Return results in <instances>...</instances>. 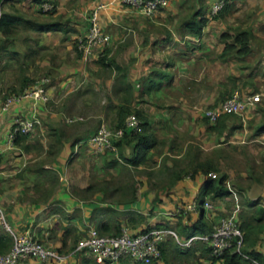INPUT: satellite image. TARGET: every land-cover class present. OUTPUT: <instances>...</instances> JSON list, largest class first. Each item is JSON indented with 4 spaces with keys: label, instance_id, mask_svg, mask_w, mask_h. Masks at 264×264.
I'll use <instances>...</instances> for the list:
<instances>
[{
    "label": "crops",
    "instance_id": "1",
    "mask_svg": "<svg viewBox=\"0 0 264 264\" xmlns=\"http://www.w3.org/2000/svg\"><path fill=\"white\" fill-rule=\"evenodd\" d=\"M184 1L187 0H172L169 10L161 12L154 20H150L132 11L122 0H42L56 6L57 11L52 15L51 20L57 21L59 18L63 28H66V31H58L57 34L68 33L69 35L61 44V40L54 38L56 32L37 34L38 48L42 46L55 49L61 45L65 49L66 46L68 50L71 49L74 40L76 44L78 37L86 35L89 18L95 11H98L100 26L111 37V45L101 48L102 55L96 52L87 60L78 52L75 45V53L78 54L76 66L60 62L55 64L49 59L45 62L52 76V78L48 76L51 80V85L47 88L50 99L53 100L58 92L71 87L78 91L80 84L83 83L89 86L95 83L103 84L110 93L111 103L108 109L113 110L114 121L117 120L118 108L126 105L130 106L134 112H139L142 123L148 124L146 128L142 124L141 131L135 133L140 134L145 130L148 136L156 141L155 147L148 152L146 162L152 159H155V162L161 161L155 154L158 149H161L163 154L174 157V161L165 163V166L170 167L169 171H160L154 178V173H148L147 177H137L136 185L131 180L128 184L124 183L110 190L105 187L107 195L119 194V201L115 205L104 201L105 195H101L103 192L100 196L96 195L97 201L78 199L69 193L67 185L63 183L62 174L59 173V176L54 170L63 165L62 158H67L68 150L73 143L76 144L73 153H76L75 151H78L84 143L86 144L98 128H79L76 132H68L69 130L61 128L66 131V140H68L64 152L57 161H54L52 169L44 166L59 177L61 184L57 189H52L46 180L49 177L47 172H39L35 169L25 172L7 170L16 162L23 165L26 162L25 159H31L32 156L30 150L24 151L18 145L8 149L7 141L16 116L31 118L36 107L41 121L39 127L42 125L41 129L45 131L51 127V124L46 121L50 119L54 122L58 118L60 120L63 112L51 113L47 104L36 103L32 99L14 102L10 110L2 114L0 120V147L4 149L0 153V211L3 215V219H0V237L11 238V249L14 246L15 237L30 230L37 239L51 247L55 246L54 248L59 252L69 256L65 264H98L88 253L77 249L79 241L91 228L97 229L103 235H118L124 229H127L131 235H137L149 229H163L171 230L177 236H170L162 243L164 257L149 263L134 262V264H173L174 257H178L179 253L184 255L181 260L187 263L211 264V254L204 252L209 247L200 240L194 241L189 246L187 241L190 238L211 234L215 228L214 223L221 218H233L238 221L244 235L242 225L245 222H256L255 217L258 216L256 210L264 206L256 205V200H248V198L242 201L244 207L240 205L239 192L232 189L229 184V179L233 175L228 170L223 171V158L218 152L220 153V147L228 142V139L241 137L245 130H243L244 125H247L255 131L251 147L256 148L253 151L255 155H260L261 160L257 158V162H264V29L262 31L259 29L264 24V0L260 1L261 17L258 16L262 20L261 23L250 22L249 25L237 26L233 29L225 28L222 20L229 16L238 0L230 1V9L223 16L218 15L214 19H210V8L216 0H196L201 7L188 14L178 10V5L184 4ZM3 2L4 0L2 4ZM24 2L29 3L30 6L23 7L24 4L21 3ZM39 4L36 0H8L2 7L6 13L20 12L32 16L38 15ZM202 4L207 5L203 12ZM10 5L13 8H10ZM102 5L104 7L100 9ZM196 12H201L202 17L208 19L207 25L199 36L191 34L182 26ZM146 21L152 24L153 30H150ZM154 26L160 27L155 29ZM246 28L252 34L250 53L240 56L238 54L240 45L235 44L233 50L223 57L227 42L234 43V38L225 40L223 35L234 36L237 30ZM257 30L261 33H257ZM130 31L134 34L133 50L129 52L130 58H127L125 53L129 42H126V37ZM115 39H121L123 42L124 53L116 62L124 69L123 73L127 76L124 80H121L123 73L111 67H103L99 63L107 48L110 54L113 53L110 48ZM65 58L66 56L61 57V59ZM96 59H98V66L94 70H88L87 62ZM42 60L38 63L40 64ZM32 61L28 63L27 72L34 68ZM26 75L31 77L29 74ZM129 85H131L130 95L126 91ZM235 89H240L244 94H260L262 101L256 108L248 109L240 116H224L228 118L223 123H219L221 119L215 125L210 124L204 115L205 111L220 106ZM88 90L91 91L89 88ZM74 91L69 90V92ZM12 94H18V92L9 91L8 97ZM6 97L7 94L0 87V112ZM127 97L129 101H126ZM79 98L77 92L70 100L72 102L70 108L66 107L67 110L65 108L64 110L69 114L80 112L90 114L87 110L91 105L88 98L83 97L85 100H81L78 104ZM73 103L74 106L78 104L76 111H73ZM236 118L241 120L239 124L234 122ZM67 128H69L68 125ZM187 130H192L199 142L194 145L190 141L192 150L188 152L186 156L188 160L185 161L186 158L183 159V157L188 148L177 140V135ZM128 132L133 134L129 130ZM175 132L178 134L174 135ZM31 143L33 142L29 137L27 145L30 146ZM203 149L212 150L217 156L214 154L213 158H206ZM125 152L129 153L127 157L132 158L133 146H126ZM171 152L176 155H171ZM183 161L186 165L175 167L177 165L174 163ZM200 165H208L213 169H210L208 174L203 170L194 173ZM210 173L217 174V178L226 176L224 187L229 191L228 196L217 200H213L211 196L202 199L200 194L206 181L211 178ZM159 178L164 182L158 183L156 179ZM206 201L212 203V210L204 208ZM194 203L197 205V211L178 213L179 209L182 210ZM121 211H127L128 216L119 217L117 212ZM263 241L264 231L259 234L254 248L264 254ZM129 260L123 259L120 264H131ZM20 264L59 263L42 262L30 258L21 261Z\"/></svg>",
    "mask_w": 264,
    "mask_h": 264
},
{
    "label": "rangeland",
    "instance_id": "2",
    "mask_svg": "<svg viewBox=\"0 0 264 264\" xmlns=\"http://www.w3.org/2000/svg\"><path fill=\"white\" fill-rule=\"evenodd\" d=\"M238 1L239 2L233 7V10L228 14L229 16H227L226 19L222 20L225 28L228 29L229 27L230 29L231 28L233 29V27L246 26L247 24L249 25L250 22L252 24H254L255 21H256L255 24H257L258 22L260 23L262 22V20H260L261 0H242V1L238 0ZM184 2H185L184 4L180 3V5H178V10H181V12L184 13L186 12V14L193 12L194 10H197L199 7H201L200 3L196 2V0H187ZM21 4H24L23 7L30 6V4L27 2ZM194 5L195 7H193ZM205 5L202 4L203 7L202 12L205 10L204 8ZM10 8H13V6L10 5ZM167 10H169V8ZM1 12H5V9L3 7H1ZM26 16L32 17L30 14H27ZM258 16L260 17L258 18ZM51 17L52 15H47V17H40L39 20L50 21L51 19H53ZM142 20L145 19L142 18ZM57 21L60 22V19L58 18ZM146 23L147 26L150 27V30H153V27H151L152 24L148 23L147 21ZM158 27L160 26H154L155 29ZM259 29H261L262 31L264 29V24L262 28ZM240 30H248V28L239 29L237 30V32ZM261 31L257 30V33L260 34ZM128 33L129 35L126 37L127 38L126 42H129V44L127 45L128 47L126 49L125 54L127 58H130L129 52L130 51L132 52L133 50L132 38L134 34L133 31H130ZM15 34L17 37H21V38L28 37L29 39L28 41L17 42L16 48L19 52L18 57L10 60L9 56L5 55V58L2 59L3 61H0V87L3 90V92L7 94V97H8V92L11 91L13 86H15V88L17 89L20 88L23 77L26 74H29L31 77H33L35 81L45 77L52 78L51 74L47 69V66L45 65V62H47L48 59L52 60V62H54L55 64L59 62L61 64L67 63L71 66H76V64H78V59H77L78 54L75 53V45L77 44L74 43L75 40L72 43L73 47L69 50L67 49V46L65 49V47H62L61 45H59L55 49H50L48 47L44 48L42 46L41 47L39 46L38 48L36 46V42H34V39L37 38V34L34 33L33 31L24 28H19V30ZM55 34L56 35L54 38L56 40H61V44L65 42L64 38L69 35L68 33L57 34V32ZM122 44L123 42H121V39L120 40L115 39L114 43L112 44V47L110 48L113 51V53L111 52L112 54H110L109 58L118 60V57L119 58L122 57L124 53V48L122 47ZM31 48L35 50V53H32V56L26 58V55L31 53L32 50ZM102 50L103 49H99L97 51L99 55L103 54ZM63 56H66L67 59L66 58L61 59V57ZM31 60H33L32 62L34 63L33 65L34 68L31 69L29 72H27L28 63H30ZM39 60H42L40 64L38 63ZM97 60L98 59L92 62H87L86 65L87 69L94 70V68L98 66ZM88 88L91 91H89ZM71 89L75 91L69 92V90ZM77 92H78V97H80L77 100L78 104L81 102V100H85V98L83 97L88 98L89 102L91 103L90 107L87 109L89 110L90 114L82 113V112H80L79 114L78 113L69 114L66 112L67 110L66 107L70 108V104L72 105V102L70 100L73 96H75V94H77ZM9 94H11V92ZM109 95L110 93L107 90L106 86H104L103 84H96V83L93 86L86 85L85 83L80 84L78 91L76 88L71 87L69 89H65L61 92H58V94H56L53 100L49 99L50 101L47 103L48 105L47 107L48 109H50L51 113L56 114L57 112L58 113L63 112V116L61 117L60 120L58 118V120L54 122L48 119L46 122L47 123L49 122V124H51V128L49 129L47 128L46 130L44 129L45 131H42L41 129L42 125L40 127L38 126L37 127L38 129L32 135H30L31 140L33 142L30 144V152L32 153L31 159H25L26 162L23 165H20L19 162H16L13 166L7 168V170L25 172L37 168V165L39 166L42 165L43 167L47 166L48 168L52 169L54 166L53 158L55 156H49V155L47 156V152L50 144L52 143L56 144L53 137L54 129H55L52 128L53 126H56L57 128L59 127L58 129L60 130L61 128H64L66 130H69L68 132H76L78 131L77 129L79 128L80 129H91V127L99 128L104 124L109 128H111L112 130H114L116 125V119L114 121L113 110L108 109L109 104L111 103ZM78 104L76 103V105L74 106L73 103V111L77 110L76 108ZM64 108L66 110H64ZM101 115H103L104 117L103 118L99 117ZM68 118L70 119L82 118V121L75 122L73 125H70L67 123ZM234 122L239 124L241 120L236 118ZM67 125L69 128H67ZM243 130L244 132L242 133L241 137L228 139L227 140L228 142L224 143L222 147H220L221 150L220 153L218 152V154L223 158L222 161L224 163L223 171L228 170L233 175L229 179V184L232 189L237 190L239 192L240 205L244 207L245 205L242 204V201L248 198V200H256V205L264 206V162L263 161L257 162V158L260 159V155L259 156L258 154L255 155L253 151H255L256 148L251 147L252 146L251 141L254 140L255 135L253 134L255 133V131L253 130L252 127H249L247 125H244ZM193 133L194 132L192 130H187V131H182L181 134H178V132L177 133L175 132L174 134V135L178 134L177 140L180 141L181 144H185L188 148V150L185 152V157H183V159L186 158V156L190 153L189 151L192 150L191 147L192 145L190 144V141H192L194 145L197 144V142H199L197 136H195ZM55 146H57V144ZM58 146H60V144H58ZM86 146L87 143L86 144L84 143L82 147H79L78 151L77 150L75 151L76 153H73L74 151L73 148L69 149L67 158L64 157L62 158L63 165H61L60 168H57L56 171L54 170L56 174L58 175L59 173L60 175L62 174V178L64 180L63 183L67 185L69 193L77 197L78 199H83L84 201H90V200L97 201L96 195L100 196V194L103 192V194L101 195H105L104 201L111 203L112 205H115V203L119 201V194L113 196H110V194L107 195V193L104 190L105 187H107V190L108 188L110 190L112 188L120 187L124 183L128 184L131 180H133L134 185H136L138 183V180L136 181L137 177H147L148 173L151 174L154 173L153 175L154 178L155 175H157V173L160 171H164V172L169 171L170 167L165 166V163H167L168 161L171 162L174 161L173 160L174 157L170 155L169 156L165 155L161 152V149H158V151H156L155 154H157L159 160L161 161L155 162V159H152L140 168H132V167L130 168L124 163L123 159L120 161L121 158L118 149L116 151L108 152L103 155H95L91 153L89 148ZM202 151L206 158H213L216 155L214 152H212V150L203 149ZM125 154L129 155L128 152H125ZM170 154L176 155L173 152H171ZM187 160L188 159L186 158L185 161ZM174 164L177 165V166L174 165L175 167L179 168L183 165H186V162L183 161ZM48 168L45 169L49 171ZM51 178L52 176L50 177V179ZM46 180L49 182V187H52V189L53 188L57 189L61 184V183L58 184L57 181L56 183L54 182L51 184V182L49 181V177H47ZM156 181L158 183L164 182L160 178L156 179ZM87 188H90L88 193L87 194L83 193V191H85ZM234 202L233 205H235L236 203ZM233 205L230 207L232 208ZM230 211H232V209H230ZM117 213L119 217L128 216L127 211L125 212L121 211ZM110 214L112 215V212H110ZM218 223L219 220L214 223V226H216ZM262 245H264V241ZM179 254L178 257H174L173 264H191V263H187V261L184 260L182 261L181 257L184 255L182 254L179 255ZM128 262L134 264V262H132L131 260H129Z\"/></svg>",
    "mask_w": 264,
    "mask_h": 264
},
{
    "label": "built area",
    "instance_id": "3",
    "mask_svg": "<svg viewBox=\"0 0 264 264\" xmlns=\"http://www.w3.org/2000/svg\"><path fill=\"white\" fill-rule=\"evenodd\" d=\"M230 0H216L210 8V19L216 18L225 8ZM132 11L147 19L154 20L161 12L167 10L172 0H122ZM104 5L100 6V9ZM56 6L51 2L42 3L38 9L49 13L55 10ZM2 15L0 6V16ZM76 47L84 59H90L99 49L111 45V37L107 35L99 24L98 11H95L89 18V28L84 36L77 38ZM50 78H41L28 86L21 94L10 95L0 112V120L4 112H8L14 102L22 99H32L36 103L47 104L50 100L48 86ZM262 101L260 94H244L240 89H235L231 95L218 107L209 108L205 111V117L210 124H217L224 116H240L248 109H254ZM37 108L31 118L16 116L13 120L12 130L8 136L7 148L13 149L16 140L20 135L30 136L41 124L37 115ZM82 121V118L67 119L72 124ZM142 121L136 114H131L126 119V130L132 133H139L142 129ZM125 134L123 129L112 130L106 125L98 128L92 135L87 145L91 153L102 155L116 151L115 142ZM4 151L0 147V153ZM209 177L215 179L217 174L210 173ZM204 208L213 209L212 203L206 201ZM197 211V205L190 204L178 213ZM0 219H3L0 211ZM170 236L177 237L171 230L154 229L131 235L124 229L118 235H103L97 229L91 228L87 235L78 243L77 249L88 253L98 264H120L123 259H130L135 263H149L162 258L161 244ZM200 240L206 244L211 251V257L221 259L228 251L241 253L245 238L244 232L238 221L233 218H221L211 234L206 236H193L187 241L191 245L194 241ZM34 258L42 262H55L65 264L69 256L59 252L53 247L42 243L35 237L32 231H26L21 236L15 237V243L10 252L0 254V264H19L21 261Z\"/></svg>",
    "mask_w": 264,
    "mask_h": 264
},
{
    "label": "trees",
    "instance_id": "4",
    "mask_svg": "<svg viewBox=\"0 0 264 264\" xmlns=\"http://www.w3.org/2000/svg\"><path fill=\"white\" fill-rule=\"evenodd\" d=\"M0 0V6L2 7L3 4H5L4 0ZM233 1V0H230ZM229 1V2H230ZM37 3H40L39 6L44 3L42 0H36ZM229 2L225 6V8L221 11L220 15H224L229 9L230 4ZM38 6V7H39ZM39 10V9H38ZM55 10L46 13L43 11L38 12V15H32V17H27L26 14L23 13H6L2 12V15L0 16V61H3L2 59L5 58V55H8L10 60L15 59L18 57L19 52L16 48L18 41H28V37H17L16 32L19 30V28H24L33 31L36 34H43V33H49V32H58V31H66V28H63V24H61L58 21L50 20V21H41L39 20L40 17H45L47 15H53L56 13ZM37 18V19H36ZM208 19L206 17H202L201 12H196L191 18L186 20L182 26L184 28H187L189 32L195 36H199L202 34L204 27L207 25ZM251 32L248 30H240L235 33L234 36L230 34H224L223 38H234L233 44H226L223 57L226 56L233 48L234 45H240V50L238 54L240 56L247 55L251 51L250 47V39H251ZM34 42L36 44L39 42L38 39H34ZM35 53V50H31V53ZM30 54L26 55V58L30 57ZM110 50L107 48L104 52V56L99 60V63L103 67H111L115 69L118 72H121V74L124 72V69L118 65L115 59L109 58ZM126 74L123 73L121 76V80L126 79ZM35 82V79H32L31 77L25 75L23 77V80L21 82L20 88L17 89L15 86L12 87V92H18L21 94L24 92V90L33 84ZM127 94H131V85L126 88ZM126 101L128 100V97L126 98ZM136 114L138 117L141 116L139 112H134L130 106L122 105L118 108L117 111V120L115 125V130L123 129L125 131L124 138L120 139L119 141L115 142L116 147L118 148L119 155L121 160H124V163L133 168L144 166L147 162V155L148 152L155 147L156 141L154 138L148 136L146 131L144 130L143 133L140 134H129V132L126 130V119L131 114ZM142 117V116H141ZM228 117H223L222 120L219 123H223L225 119ZM148 124L143 123V127L146 128ZM224 125V124H223ZM51 128V127H50ZM54 128V127H52ZM29 135H20L18 139L16 140L15 145L23 148L24 151L29 152L30 146L27 145V140L29 139ZM54 140L57 144H50L48 147L47 156H55L53 159L54 161L58 160V157L64 152L65 145L68 140H66L67 133L63 129H54ZM77 143V142H76ZM60 144V146H58ZM75 143H73L71 148H75ZM126 146H133L134 154L132 158H129L125 154V148ZM65 155V153H64ZM103 155V154H102ZM116 162V161H115ZM117 163V162H116ZM32 169V168H31ZM210 169H213L212 167L208 165H200V168L195 169L194 173H197L199 170H203L206 174H208V171ZM34 170V169H32ZM35 170L39 172H47L49 174V181L52 183L59 184V177L52 174L51 170H46L42 165H37V168ZM52 176V181L50 177ZM226 176H221L220 178H209L206 183L204 184L200 196L202 199H204L207 196H211L213 200L217 199H223L224 197L229 195V191L224 187V182ZM54 186V185H53ZM90 188H87L83 193H88ZM257 217H255L256 222H245L243 224V229L245 231V245L241 253H235L233 251L226 252L221 259H215L211 257V264H264V254L261 252H258L255 250V246L257 245L258 236L260 233L264 231V208H257L256 210ZM151 229L145 231L148 232ZM11 244L12 240L8 236L0 237V254H6L11 251ZM204 252L206 254H211L210 249H205ZM161 253L164 257V249L161 244ZM20 264V263H19Z\"/></svg>",
    "mask_w": 264,
    "mask_h": 264
}]
</instances>
